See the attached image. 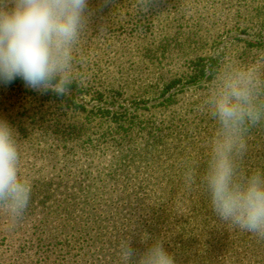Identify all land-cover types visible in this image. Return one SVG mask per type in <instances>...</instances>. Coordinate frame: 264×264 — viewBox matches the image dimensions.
Segmentation results:
<instances>
[{"label": "trees", "instance_id": "obj_1", "mask_svg": "<svg viewBox=\"0 0 264 264\" xmlns=\"http://www.w3.org/2000/svg\"><path fill=\"white\" fill-rule=\"evenodd\" d=\"M89 7L93 26L76 53L70 95L38 92L19 77L0 82V119L17 133L19 175L32 186L14 226L0 213V264H123L125 239L140 253L156 238L176 264H235L251 246L261 256L255 263L264 264V239L235 236L212 210L202 180L212 155L190 152L224 132L215 98L236 81L259 113L256 124L246 118L236 132L253 136L243 154L232 155L236 179L257 170L264 176V25L239 52L242 75L222 77L221 43L239 32L210 21L216 12L236 25L245 14L261 23L264 0H153L146 13L136 0H90ZM174 63L175 70H161ZM149 65L160 72L149 76ZM217 79H224L221 90L208 92ZM201 91L209 95L205 103ZM195 135H204L199 146ZM188 169L196 177L191 185ZM212 221L222 226L205 240L200 229L209 233ZM161 224L172 234L161 235Z\"/></svg>", "mask_w": 264, "mask_h": 264}, {"label": "clouds", "instance_id": "obj_2", "mask_svg": "<svg viewBox=\"0 0 264 264\" xmlns=\"http://www.w3.org/2000/svg\"><path fill=\"white\" fill-rule=\"evenodd\" d=\"M152 2L136 0V6L146 13ZM89 4L90 0H0V82L19 77L38 92L70 95L76 53L94 14ZM215 111L225 135L215 142L202 177L212 210L221 220L264 239V176L257 170L243 181L236 179L232 158L234 134L246 118L256 124L259 113L248 88L236 81L227 82L217 94ZM239 149L241 154L246 151L244 141ZM20 159L17 133L0 119V213L13 226L23 218L32 191L30 181L19 175ZM184 178L191 185L195 172L188 169ZM120 247L123 264H176L160 238L140 253L126 239Z\"/></svg>", "mask_w": 264, "mask_h": 264}, {"label": "rangeland", "instance_id": "obj_3", "mask_svg": "<svg viewBox=\"0 0 264 264\" xmlns=\"http://www.w3.org/2000/svg\"><path fill=\"white\" fill-rule=\"evenodd\" d=\"M216 7H218V9L222 8V4H219V3L217 4L216 3ZM208 9H209L210 12L213 13V11H214L213 7H208ZM215 14H216V16L217 15H219V16H217V17L216 16H210V21H213V18L215 17L214 19L215 20L218 19V22H219L218 25L222 29H224V30H229L230 29V30H233V32H239V33H233V35H232L231 31L228 33V35H230L232 37L236 36L237 38H239L238 40L233 38L232 42H227V41L225 42L224 41V42L221 43V45H225L226 44V47L224 49L225 57H223V58L227 59L225 64H222L221 67H220V71L222 70L221 72H225V74L222 77L226 76V74L227 75L231 74L230 72H236L237 74L242 75V74H240L241 70L239 72V66H240V61H241L240 57H239V52L248 49V46L246 45V40L254 41L255 39H257L256 38V36H257L256 32L259 30V28L262 25H264V23H263L264 22V18L262 19L261 23H260V21H259V19L257 17H253L252 21L249 22V18L245 17L246 14L245 15L243 14L244 16H242V18H240V20L238 21V25H236V22H234V21H232V22H230L229 20L224 21V15L222 13L217 14L215 12ZM162 18H164V17H162ZM92 21L93 20L90 19V23H89V27H88L90 29H88V33H86V35H88L91 32V28L93 26L92 25ZM250 25H253V27H249ZM237 29L239 31H237ZM242 30H246V31L244 32ZM206 52L208 54H210V51H208V50L207 51H201L202 54L206 53ZM176 67L177 66H176L175 63L174 64H170V65L166 64L161 70H164L163 72H167L168 70L169 71H171V70L173 71V70H175ZM236 69H238V70H236ZM257 69H258V67L255 69L256 72H257ZM259 69H260V67H259ZM260 71H264V70L260 69ZM260 71L258 73H255V74H257V76H259L261 74ZM158 72H160V71L156 67H154L152 65L148 66L147 74H149V76H153V75L155 76V74L157 75ZM262 76L264 77V73H263ZM222 80L224 81V79H222ZM222 80H220V81H222ZM220 81H219V79H217V82L214 85H211L207 91L210 92V93H214V92L218 93V91L221 90ZM205 92L206 91H201L199 93L200 94L199 96L203 97L202 100L204 102H202V103H205V101L209 98V95H205L206 94ZM195 113L201 114V113H199L197 111H195ZM195 113H193L191 115L195 116L194 115ZM260 114H261L260 117L264 118V110H261ZM215 134L216 135H214L211 138H209V140L211 139V141H210V145L208 147L207 146L206 147H202L203 145L199 146V142H198L199 138L202 136V139H203L204 135H195V137L193 139L194 140V144H195V146H199L200 150H199V148H197V151L195 149L194 150L190 149L191 150L190 151L191 154L197 155V156L202 157V158L204 156L207 157L208 155L209 156L213 155V151L212 150H213L215 142L218 141V140H223L225 133L224 132H222V133L216 132ZM244 136H240V135H238L236 133L234 134L233 138L236 141V146L233 149V153H232L233 156H237V154H241V150L239 149L240 141H244L246 143V139L250 140V141L253 140V136H248V137H244ZM191 138L192 137H190V139ZM201 147H202L203 150H201ZM209 201H208V205L206 206V208H203L202 210H209L210 203H211V202L209 203ZM198 207H200V206H198ZM199 220L200 219H198L196 224H197V226L200 227L201 224L199 223ZM215 224H216L218 230H220L219 228H221V226H222L219 223L217 224L214 221H212L209 224V227L206 228L210 234L207 233V231H203V229H200L199 233H201L203 239L206 240V239L211 237V234L215 232V231H213ZM226 228H228L231 232H235L237 235H235V234L234 235L238 236V237H241L242 234H244V233H246V235H248L249 237H254V234H251V233H249L247 231L240 230L239 228H237L236 230H233V229H235V227H226ZM159 231H160L161 235H163V236L171 235L172 232H173V231L170 230V224H165V225L161 224ZM165 239L167 240V238H165ZM237 239H240V238H237ZM194 249L197 250L195 247H194ZM190 252H191V250H190ZM257 255L258 254L256 252V246L248 247L247 249L243 250L242 255L240 256V258H242V260H240L239 262H235V264H256L255 262L261 257V256H259V255L257 256ZM192 258L190 257V259H192ZM186 260H187V258H182V259L179 260V262H177V264H188L186 262Z\"/></svg>", "mask_w": 264, "mask_h": 264}]
</instances>
